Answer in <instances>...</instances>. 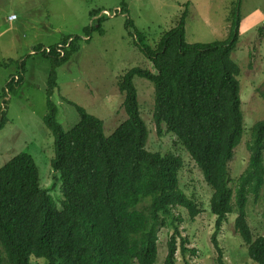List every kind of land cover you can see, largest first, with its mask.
<instances>
[{"label": "trees", "instance_id": "trees-1", "mask_svg": "<svg viewBox=\"0 0 264 264\" xmlns=\"http://www.w3.org/2000/svg\"><path fill=\"white\" fill-rule=\"evenodd\" d=\"M237 9H231L226 19L228 39L211 44L185 42L187 9L153 48L145 45L143 36L126 20L125 29L151 68H133L117 83L126 120L108 137L103 135L102 122L77 106V124L67 132L62 130L49 99L55 85L53 72L49 74L43 125L53 139L51 168L59 175L63 200L58 208L49 189L40 187L38 169L29 155L19 154L0 168V248L4 254L0 264H30L31 258L44 264H155L161 228L173 231L163 264H176L177 240L182 258L195 255L180 235L174 211L185 210L193 221L200 210L179 189L181 159L145 149L148 133L139 116L134 78L153 87L152 119L158 134L163 127L174 136L212 192L211 243L217 264H224L217 237L232 212L236 215L234 234L245 245L248 259L264 264V236L252 235L246 216L249 196L254 201L260 198L264 208V120L250 129L247 165L233 189L228 169L243 136L240 69L231 59L238 40ZM93 29H84V37L89 38ZM94 31L102 35L99 25ZM77 39L33 50L34 55L40 54L54 68L78 51ZM20 81L18 77L8 86ZM261 97L264 100V94Z\"/></svg>", "mask_w": 264, "mask_h": 264}, {"label": "rangeland", "instance_id": "rangeland-1", "mask_svg": "<svg viewBox=\"0 0 264 264\" xmlns=\"http://www.w3.org/2000/svg\"><path fill=\"white\" fill-rule=\"evenodd\" d=\"M237 6L238 40L231 59L240 69L237 81L243 136L228 166L233 189V182L247 165L250 129L264 120L261 97L264 94V0H0V168L19 154L29 155L38 169L40 187L49 189L59 208L63 199L59 175L51 168L53 139L43 125L49 74L53 72L51 78L55 82L49 99L56 107V122L62 130L67 132L77 124V106L100 120L103 135L108 137L126 120L123 95L117 83L133 68H151L135 46L136 39L125 29L126 20L143 36L145 45L153 48L187 9L185 42L211 44L228 39L230 23L226 19ZM90 13L94 14L93 18ZM98 25L101 36L94 31ZM90 26L93 32L85 38L84 29ZM67 38H78L79 49L54 68L40 54L34 55L33 50H47ZM18 77L21 79L18 85L8 86L11 80L15 84ZM132 83L139 116L148 133L145 149L181 159L179 189L200 210L193 221L185 210L174 211L181 237L187 239L188 249L195 251L194 256L186 254L182 258L177 240L176 264H217V253L211 243L215 221L209 211L212 192L174 136L166 134L163 127L158 134L152 119V85L139 78H134ZM235 216V212L227 216L217 237L222 261L254 264L247 257L242 240L234 234ZM246 216L252 235L264 236V208L260 198L254 201L248 197ZM172 232L171 228L157 232L155 264H163L166 242ZM0 258H4L1 248ZM30 264L44 263L31 258Z\"/></svg>", "mask_w": 264, "mask_h": 264}, {"label": "built area", "instance_id": "built-area-1", "mask_svg": "<svg viewBox=\"0 0 264 264\" xmlns=\"http://www.w3.org/2000/svg\"><path fill=\"white\" fill-rule=\"evenodd\" d=\"M10 19H11V20H13V19H14V17H11Z\"/></svg>", "mask_w": 264, "mask_h": 264}, {"label": "crops", "instance_id": "crops-1", "mask_svg": "<svg viewBox=\"0 0 264 264\" xmlns=\"http://www.w3.org/2000/svg\"><path fill=\"white\" fill-rule=\"evenodd\" d=\"M9 20V19H8ZM14 20H16V19H14Z\"/></svg>", "mask_w": 264, "mask_h": 264}]
</instances>
